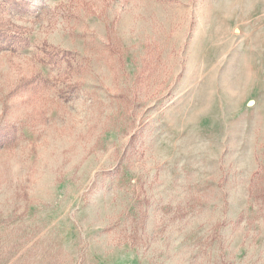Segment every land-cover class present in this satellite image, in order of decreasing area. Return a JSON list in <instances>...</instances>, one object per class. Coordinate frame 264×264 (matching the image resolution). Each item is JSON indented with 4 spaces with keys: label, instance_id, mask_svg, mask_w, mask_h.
Returning <instances> with one entry per match:
<instances>
[{
    "label": "rangeland",
    "instance_id": "obj_1",
    "mask_svg": "<svg viewBox=\"0 0 264 264\" xmlns=\"http://www.w3.org/2000/svg\"><path fill=\"white\" fill-rule=\"evenodd\" d=\"M27 1L0 0V264H264V0Z\"/></svg>",
    "mask_w": 264,
    "mask_h": 264
},
{
    "label": "trees",
    "instance_id": "obj_2",
    "mask_svg": "<svg viewBox=\"0 0 264 264\" xmlns=\"http://www.w3.org/2000/svg\"><path fill=\"white\" fill-rule=\"evenodd\" d=\"M10 5H13V8L15 9H23L27 10L30 6V3L27 0H10ZM7 40H11L10 36H4L0 33V42H6ZM12 40H15L14 37H12Z\"/></svg>",
    "mask_w": 264,
    "mask_h": 264
}]
</instances>
